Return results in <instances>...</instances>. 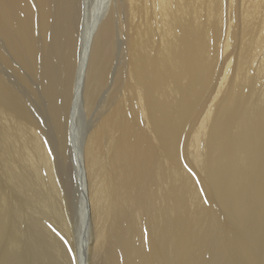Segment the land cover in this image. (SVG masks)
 I'll return each instance as SVG.
<instances>
[{"label": "bare ground", "instance_id": "1", "mask_svg": "<svg viewBox=\"0 0 264 264\" xmlns=\"http://www.w3.org/2000/svg\"><path fill=\"white\" fill-rule=\"evenodd\" d=\"M244 2L0 0V264H264Z\"/></svg>", "mask_w": 264, "mask_h": 264}, {"label": "rangeland", "instance_id": "2", "mask_svg": "<svg viewBox=\"0 0 264 264\" xmlns=\"http://www.w3.org/2000/svg\"><path fill=\"white\" fill-rule=\"evenodd\" d=\"M94 1H96V0H93V2ZM236 1L237 2L235 4L232 3V6H231V1L230 0H225V16H226V19H227V23H228V20L230 18L231 11H232V14H233V11L235 9L238 10V12H240L243 9V6L245 4L244 0H236ZM92 10L93 9L91 8L90 9V16L92 15ZM263 10H264V8H263ZM232 19H233V15H232ZM260 29H262V31H263L262 52H264V23L261 24V28ZM89 128H90V123H88L87 125H84V132H82V135L80 136L81 141L85 140V138H86L85 136L87 135V131L89 130ZM90 264H96V259L93 256L91 258Z\"/></svg>", "mask_w": 264, "mask_h": 264}]
</instances>
